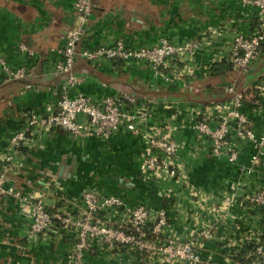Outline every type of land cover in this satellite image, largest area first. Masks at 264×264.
Instances as JSON below:
<instances>
[{
    "label": "crops",
    "instance_id": "obj_1",
    "mask_svg": "<svg viewBox=\"0 0 264 264\" xmlns=\"http://www.w3.org/2000/svg\"><path fill=\"white\" fill-rule=\"evenodd\" d=\"M73 1L0 0V53L11 66L24 65L30 69L25 78L6 79L3 76L0 81V151L5 148L6 139L23 110L33 108L45 112L54 104L55 95L46 85L58 78L44 70L54 55L49 49L64 44L66 30L78 23ZM94 2L80 48L111 42L115 36H122L131 46L150 45L161 35L185 42L205 31L214 35L206 46L212 48L213 45H227L230 36L236 32L251 33L257 20L255 9L239 0ZM19 43L25 44L32 53L20 50ZM205 49V56L200 57V61H206L207 55L211 54L209 48ZM74 67L86 74V80L75 89L96 96L127 91L139 94L141 98L142 94L151 98L152 111L147 122L175 128L173 136L180 143L178 162L187 168L188 183L208 192L211 198L208 203L219 202L223 191L234 180H243L251 187L264 183V153L252 170L246 171L254 153L249 141L237 140L238 156L229 161L225 155L211 154L209 139L198 137L192 127L195 106L220 98L219 90L225 92V82L236 76L234 72L227 71L224 76L210 75V72L194 76L187 81L194 88L188 97L183 93L187 91L182 85L184 81L165 83L155 78L146 65L119 61L115 66L109 62L92 66L79 57ZM263 70L264 51L255 65L238 75L236 85L243 91L242 109L247 112L250 125L257 133L264 126V98L255 95L253 81ZM197 79H205L207 84L199 86ZM27 81L33 82L34 87L22 91ZM143 147L140 136L126 129L101 139L74 135L55 127L38 136L34 145L21 148V154L16 156L19 166L10 168L6 176L17 187L42 191L51 213L76 211L79 206L69 205L68 199L86 187L119 195L127 204L142 202L153 210L164 207L168 223L163 235L187 238L188 233L193 232L191 230L200 228L211 216L203 205L194 202L195 196L190 195L179 180L168 177L147 179L141 174L139 163ZM62 165L69 174H63ZM159 190H167L168 195L160 196ZM255 211L234 207V213L219 224V232L206 241V248L220 254L223 252L218 248L222 245L220 242H229L244 235L249 228H256ZM27 223L28 217L20 210L17 200L1 193L0 264H69L71 235L68 232L56 224L38 241H33L25 234ZM148 239L152 244L158 238L149 233ZM94 244L85 252L84 264H112L109 259L114 253L103 250L97 241ZM151 262L183 264L163 261L161 253L153 246L137 249V264Z\"/></svg>",
    "mask_w": 264,
    "mask_h": 264
},
{
    "label": "built area",
    "instance_id": "obj_2",
    "mask_svg": "<svg viewBox=\"0 0 264 264\" xmlns=\"http://www.w3.org/2000/svg\"><path fill=\"white\" fill-rule=\"evenodd\" d=\"M239 1L256 11L253 30L249 34L236 32L230 36L227 45H213L212 48L206 46L214 35L206 31L185 42L161 35L150 45L131 46L122 36H115L111 42L80 48L85 23L92 14L95 2L73 1L78 23L66 30L64 44L49 49L54 55L44 70L58 78L46 85L55 95L54 104L45 112L33 108L23 110L6 139L5 148L0 151V194H9L17 200L20 210L28 217L25 234L30 240L38 241L57 224L71 235L69 264H84V254L95 245V241L110 253V250L120 245L123 247L125 243L137 242V249L153 246L168 263L264 264V183L251 187L243 180H234L223 191L219 202L208 203L211 199L208 192L189 184L186 180L187 168L178 162L180 143L173 136L175 128L147 122L152 111L151 98L145 94L141 98L139 94L127 91L96 96L75 89L86 80V74L74 67L79 57L92 66L105 62L115 66L119 61L146 65L155 78L165 83L184 81L183 88L189 92L194 88L187 81L210 72L216 61L225 59L232 71L255 65L264 51V0ZM205 48H209L211 54L207 55L206 61H200L199 58L205 56ZM19 49L32 53L23 43H19ZM29 72L30 69L24 65L11 66L0 53V81L3 76L6 79L25 78ZM236 85L237 78L234 76L225 82V98L196 105L192 127L198 137L209 139L211 154L225 155L229 161L238 156L237 140L249 141L254 148L250 157L252 163L246 170L249 172L264 153V126L259 133L252 128L247 112L242 109L243 91ZM33 87V82L27 81L21 90ZM253 90L257 98H264V70L253 81ZM55 127L74 135L101 139L108 138L119 129L138 134L144 142L139 163L141 174L147 179L168 177L179 180L189 194L195 196L194 202L206 208L210 220L191 230L193 232H189L187 238L175 234L163 235L168 223L164 207L153 210L142 202L127 204L119 195L104 194L91 187L83 188L68 199L69 205L79 206L76 211L49 212L42 191L17 187L7 180L6 174L13 166H19L16 156L21 154L22 147L34 145L38 136ZM158 193L163 197L168 195L167 190H159ZM236 206L248 212L256 210V228H249L244 235L229 242H220L222 245L218 248L223 250L220 254L215 249H207L206 241L219 232V224L234 213L232 209ZM149 233L158 238L152 244L148 239ZM120 254L114 253L109 260L113 261L115 255ZM112 264H137V252L123 253L122 261H113Z\"/></svg>",
    "mask_w": 264,
    "mask_h": 264
},
{
    "label": "trees",
    "instance_id": "obj_3",
    "mask_svg": "<svg viewBox=\"0 0 264 264\" xmlns=\"http://www.w3.org/2000/svg\"><path fill=\"white\" fill-rule=\"evenodd\" d=\"M241 70H243V73H244V72L248 71L249 68L241 69ZM241 70H237L236 72L235 71H232V68H231L230 63L228 61H226L225 59H222V60H219V61H216V62L213 63L209 74L210 75H221L222 74L224 76V75H226L225 73L227 71H232V72H234V74L236 75L235 77L237 78L238 77L237 72L238 71H241ZM219 91L221 93V95L219 96L220 98L227 96V93L226 92H223L221 90H219ZM146 93H148V92L146 91ZM183 93L184 94H187L185 96H188V97L192 95V94L190 95V92L188 93L186 90H184ZM145 95H143V96H145ZM148 95H150V94H148Z\"/></svg>",
    "mask_w": 264,
    "mask_h": 264
},
{
    "label": "rangeland",
    "instance_id": "obj_4",
    "mask_svg": "<svg viewBox=\"0 0 264 264\" xmlns=\"http://www.w3.org/2000/svg\"><path fill=\"white\" fill-rule=\"evenodd\" d=\"M236 72V71H235ZM240 73H243V70L241 71H238L237 74L239 75ZM234 74V73H233ZM218 80V78H217ZM197 82V83H196ZM196 84H198L199 86L201 85H205L207 84V82L205 81V79H197L196 80ZM199 93V92H198ZM200 94V93H199ZM202 95H204V93H202ZM201 96V94H200ZM263 155V154H262ZM112 253H121L119 256L118 255H115L116 258L113 260L114 262H117V261H122L123 259V253H126V254H133L135 252H137V242H134V244H131V243H125L123 245V247L120 245L119 247L116 246V248H113L112 250H110ZM128 260V258H126Z\"/></svg>",
    "mask_w": 264,
    "mask_h": 264
},
{
    "label": "water",
    "instance_id": "obj_5",
    "mask_svg": "<svg viewBox=\"0 0 264 264\" xmlns=\"http://www.w3.org/2000/svg\"><path fill=\"white\" fill-rule=\"evenodd\" d=\"M60 169L63 172V174H69V172H70L69 170H64V166L63 165L61 166ZM62 172H60V173H62Z\"/></svg>",
    "mask_w": 264,
    "mask_h": 264
}]
</instances>
